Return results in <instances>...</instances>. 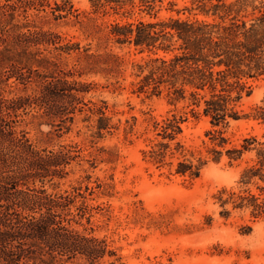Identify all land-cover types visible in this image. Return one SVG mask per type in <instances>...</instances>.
Listing matches in <instances>:
<instances>
[{
	"label": "rangeland",
	"instance_id": "obj_1",
	"mask_svg": "<svg viewBox=\"0 0 264 264\" xmlns=\"http://www.w3.org/2000/svg\"><path fill=\"white\" fill-rule=\"evenodd\" d=\"M208 1L162 0L150 13L140 0H0V6H15L13 23L23 32L59 36L57 45L41 49L56 58L59 69L73 74L70 80L91 85L83 95L88 106L73 122L53 126L34 111L21 112L18 130L41 150H71L66 175L37 186L50 194L77 196L75 215L79 207L87 208L86 216H77L72 226L106 241L113 255L101 264H264V211L256 212L250 200L254 195L264 202V181L245 176L256 165L259 143H264V120L256 117V109L264 107V75L246 80L250 95L245 93L237 107L241 118L214 126L190 101L172 102L166 92L152 96L139 91L146 73L141 67L172 54L142 52L133 44L118 43L112 34L116 24L141 21L220 22L198 10ZM238 1L222 0L242 8L239 17L255 19L264 13V0ZM67 44L80 49H56ZM21 94L23 86L14 79L0 84L5 98ZM98 108L109 118L110 128L101 135ZM174 117L182 120V132L171 140L162 126ZM246 140L251 150L235 152ZM180 163L192 165L198 175L178 173Z\"/></svg>",
	"mask_w": 264,
	"mask_h": 264
},
{
	"label": "trees",
	"instance_id": "obj_2",
	"mask_svg": "<svg viewBox=\"0 0 264 264\" xmlns=\"http://www.w3.org/2000/svg\"><path fill=\"white\" fill-rule=\"evenodd\" d=\"M161 1L140 3L151 13ZM209 1L198 10L202 15L217 16L221 20L218 23L181 18L141 21L116 24L112 34L118 43L133 44L142 52L172 54L170 58H152L141 67L146 73L138 83L140 92L152 96L166 92L172 102L190 101L211 118L214 126H220L241 118L237 107L245 93L250 95L246 80L264 75V13L255 19L248 14L240 18L243 9L235 8V4ZM14 12L13 5L0 6V84L7 86L14 79L25 94L14 98L0 95V264H101L113 255L106 241L72 226L77 216H86L87 208L79 207L75 215L72 207L77 196L50 194L44 186H37V182L45 184L66 175L71 150H41L26 132L18 130L21 112L34 111L53 126L73 122L76 113L88 106L83 95L91 85L70 80L73 74L59 69L56 58L41 49L57 45L59 36L43 30L23 32V27L13 23ZM234 13L236 16L229 20ZM56 49L70 52L80 48L67 44ZM98 111L101 135L110 128L109 118L103 108ZM256 111V117L264 120V107ZM181 121L167 119L162 126L164 137L174 140L182 132ZM245 142L243 149L235 152L242 155L251 150L252 143ZM161 146L159 154L163 156L165 146ZM187 172L199 173L192 165L180 163L178 173ZM245 176L264 181V143H259L256 165ZM250 200L255 202L256 212L264 211V202L258 197L252 195ZM78 259L83 263L74 262Z\"/></svg>",
	"mask_w": 264,
	"mask_h": 264
}]
</instances>
